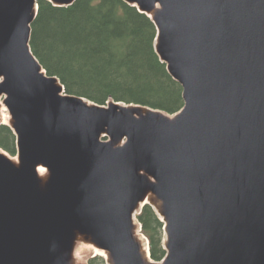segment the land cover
Instances as JSON below:
<instances>
[{
  "label": "water",
  "instance_id": "95a60500",
  "mask_svg": "<svg viewBox=\"0 0 264 264\" xmlns=\"http://www.w3.org/2000/svg\"><path fill=\"white\" fill-rule=\"evenodd\" d=\"M123 1L156 26L177 114L66 94L30 48L36 0H0L18 152H0V264H73L79 239L107 264H264V0ZM146 205L164 223L161 263L137 235Z\"/></svg>",
  "mask_w": 264,
  "mask_h": 264
},
{
  "label": "trees",
  "instance_id": "16d2710c",
  "mask_svg": "<svg viewBox=\"0 0 264 264\" xmlns=\"http://www.w3.org/2000/svg\"><path fill=\"white\" fill-rule=\"evenodd\" d=\"M30 47L49 76L68 95L98 105L109 101L149 107L170 115L184 107L183 88L155 50L153 21L123 0H75L57 7L36 0ZM0 148L17 155L13 130L0 122ZM148 238L152 260L162 261L163 224L146 205L137 216ZM88 264H106L96 256Z\"/></svg>",
  "mask_w": 264,
  "mask_h": 264
},
{
  "label": "rangeland",
  "instance_id": "374dc122",
  "mask_svg": "<svg viewBox=\"0 0 264 264\" xmlns=\"http://www.w3.org/2000/svg\"><path fill=\"white\" fill-rule=\"evenodd\" d=\"M8 113L4 110V106L0 104V122L8 123V119L6 116ZM2 153L6 154L13 160L17 161V157H12L8 155L6 152L2 151ZM95 255L92 250V247L85 242L84 240H80L76 243L73 255V264H88L89 260ZM153 261V260H152Z\"/></svg>",
  "mask_w": 264,
  "mask_h": 264
},
{
  "label": "bare ground",
  "instance_id": "6f19581e",
  "mask_svg": "<svg viewBox=\"0 0 264 264\" xmlns=\"http://www.w3.org/2000/svg\"><path fill=\"white\" fill-rule=\"evenodd\" d=\"M4 98H5L4 95L0 96V104H2V105L4 106V110L8 113V115L6 116V118L8 119V123H10L9 120H11V116H10V114H9V111H8L6 105L4 104ZM88 103H89V102H88ZM38 173H39V175H40L42 178L45 177V176L47 175V171H46L45 169L41 168V167L38 169ZM149 198H151V197H149ZM149 198L146 199V200L144 201L143 204L149 202V201H150ZM143 204H142V205H143ZM157 208H158V207H157ZM79 240H82V239H79ZM79 240H78L77 242H79ZM139 240H140V242H141L142 252H143V254H144V258H145L146 261L150 262V258H149V254H148V253H149V247H148V244H147V242H146L143 238H141V237L139 238ZM89 245H90V244H89ZM90 246L92 247V250H93V252H94L96 255H101V256H104V257H106V258H109V253H108V252L103 251V250H100V249L96 248V247L93 246V245H90ZM109 264H111V263L109 262Z\"/></svg>",
  "mask_w": 264,
  "mask_h": 264
}]
</instances>
